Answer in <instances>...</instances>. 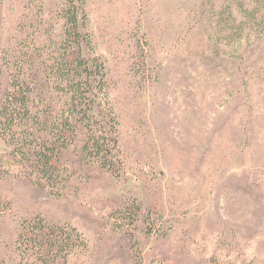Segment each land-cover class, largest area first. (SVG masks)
I'll return each instance as SVG.
<instances>
[{"label": "rangeland", "instance_id": "rangeland-1", "mask_svg": "<svg viewBox=\"0 0 264 264\" xmlns=\"http://www.w3.org/2000/svg\"><path fill=\"white\" fill-rule=\"evenodd\" d=\"M83 1L123 174L54 197L0 187V257L29 264L16 233L42 217L84 233L88 249L67 264H101L108 251L107 264H133L134 236L144 264H264V0ZM64 2L0 0L12 69L25 74L38 34L61 37ZM128 199L162 215L165 235L113 231L111 213Z\"/></svg>", "mask_w": 264, "mask_h": 264}, {"label": "trees", "instance_id": "trees-1", "mask_svg": "<svg viewBox=\"0 0 264 264\" xmlns=\"http://www.w3.org/2000/svg\"><path fill=\"white\" fill-rule=\"evenodd\" d=\"M64 1L61 37L54 40L53 34L33 31L37 44L22 55L28 67L25 74L12 69L14 50L12 44L4 49L9 42L4 44L1 37L0 13V187L36 188L54 197L55 190L78 194L94 174L114 178L123 174L117 124L102 104L110 86L107 68L89 51L86 4ZM2 145L8 154H1ZM110 219L113 231L132 230L146 238L165 235L163 216L134 199L124 201ZM15 242L29 255V264H67L76 250L88 249L78 227L42 217L19 224ZM129 244L135 250L141 242L134 236ZM134 250L133 264H144L142 254ZM113 253L108 251L101 264H107ZM6 262L0 257V264Z\"/></svg>", "mask_w": 264, "mask_h": 264}]
</instances>
